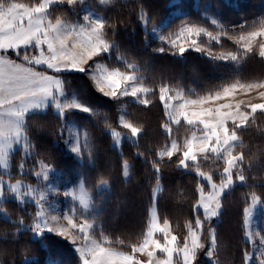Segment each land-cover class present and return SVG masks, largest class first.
I'll return each instance as SVG.
<instances>
[{"label": "trees", "instance_id": "1", "mask_svg": "<svg viewBox=\"0 0 264 264\" xmlns=\"http://www.w3.org/2000/svg\"><path fill=\"white\" fill-rule=\"evenodd\" d=\"M17 1L28 5L39 2ZM86 2L106 20V39L116 44L110 54H102L95 60L124 71H130L128 63L135 64L137 73L144 78L143 84L155 94L148 95L150 104L144 106L128 98L116 100L104 96L85 73L59 74L65 90L75 93L80 102L94 111L71 110L61 116L50 106L42 112L29 114L24 126L31 151L29 155L23 150L11 154L9 176L35 183L38 179L34 172L43 162L53 166L72 183L82 178L95 203L101 205L96 215L94 235L99 240L106 237L107 247L129 252L128 245L140 241L147 231L150 208L154 203L160 222L169 221L182 245L188 234L185 226L194 224L197 215L193 212L199 199L197 189L203 184L207 191L209 186L197 176L194 167H178L177 155L171 159L159 158V151L172 138L183 143L193 130L182 121L173 126L171 133L165 132L163 125L168 121L159 99V89L161 86H167L171 92L181 89L186 96L198 98L236 80L245 83L264 81V58L259 57L258 45L253 46L252 53L244 56L230 38L240 34L238 28L241 24L250 25L249 31L260 27V22L264 21V0H198L197 3L195 0H107L106 3L84 0L83 4L75 6L56 4L49 8V17L77 23L82 18ZM175 10L180 12L169 20L165 30L175 31L188 23L222 32L219 41H202L214 52L241 55L238 64L217 60L193 49H187L181 55L154 38L150 28ZM204 10L218 19L220 28L203 15ZM142 14L147 23L141 18ZM162 47L165 51L159 52ZM121 114L142 131L136 141L124 140L118 147L110 130H125L118 123ZM67 120L75 122L87 133V142L82 149L83 161L64 146ZM237 134L243 144L237 146L234 153H243L246 181H236L224 193L218 221H206L201 235V241L207 247L209 229L214 227L216 250L213 259L218 264L245 263L244 254L250 252L251 242L246 238L244 210L251 204L252 193L259 196L264 207V115L257 111L255 120L250 119L249 125ZM124 161L129 165L128 177L124 176ZM198 163L200 171L211 174L216 183L220 182L222 160L214 157L205 160L201 156ZM154 164L159 172L155 171ZM102 180L108 182V188L99 190ZM158 186L161 190L155 201L154 191ZM1 206L9 217L0 216V264H81L78 253L68 240L49 232L34 236L30 227L37 216L36 204H20L7 198ZM199 215L203 217L202 212ZM197 264H209L203 251L198 254Z\"/></svg>", "mask_w": 264, "mask_h": 264}, {"label": "snow or ice", "instance_id": "2", "mask_svg": "<svg viewBox=\"0 0 264 264\" xmlns=\"http://www.w3.org/2000/svg\"><path fill=\"white\" fill-rule=\"evenodd\" d=\"M106 2L107 0H101V3ZM59 3L75 6L83 4L84 0H39L31 6L17 3L15 0H0V165L4 168L8 167V153L14 143L23 142L26 151L31 147L24 126L26 114L30 111L43 110L50 101L55 103V108L61 116L66 109H77L85 113L94 111L77 102L75 98L71 102H60L59 97L64 95L63 82L59 78L61 73H91L99 92L116 100L120 97H131L134 102L148 106L150 104L148 95L155 94L152 89L143 85L144 78L136 74L138 69L135 64L127 65L131 71L121 72L118 69L107 71L102 64L96 62V57L110 54L116 47L115 42L106 39L108 25L105 19L84 15L82 19L85 23L69 24L59 18L53 23L48 19L49 8ZM141 18L144 19L143 14ZM144 22L148 21L144 19ZM212 24L216 25L217 20L213 19ZM249 27L251 26L246 24L239 26L240 34L235 39V44L242 54L247 56L253 52L254 44L258 43L259 57L264 58V21L260 22L259 28L249 31L247 30ZM202 32L206 30L185 25L180 29L179 35H199ZM207 35L216 41L221 38L220 34L214 36L208 32ZM160 39L163 41L164 37ZM169 43L172 47H177V41L172 40ZM190 47L197 52L203 51L195 40L191 42ZM29 49L35 50L33 54H28ZM22 50L24 53L22 62L17 63L9 58L10 52H15L19 58ZM186 50L183 46L178 47L181 55ZM158 51L164 52L165 49L162 47ZM209 55L211 56V53ZM212 58L238 64L241 55L228 53ZM49 71L53 74H48ZM256 90H260L258 96L264 100V81L245 83L236 80L197 99L186 100L177 93V97L182 102L176 109L170 104V100L174 99L168 95L171 89L167 86H161L159 89V99L164 107L167 121L179 125L182 118L187 125L196 127L200 132L199 136L194 132L182 146L172 139L170 147L161 150L159 156L171 159L180 152L178 167L185 169L194 167L197 176L206 181L210 188L207 193L203 184L197 189L199 199L193 207V212L197 215L194 224L188 223L185 226L188 234L183 238L182 246L178 242L177 235L172 234L169 221L164 219L162 223L159 222L155 208L152 210L143 238L137 243L128 245L129 252L105 247L108 242L106 237L102 241L91 237L92 223L87 219L77 223L70 215L64 216L65 224L50 227L49 221L44 218V213L38 212V220L31 225L30 230L37 236L45 231L69 236L73 245L79 242L80 246L76 247L75 251L82 264H197V257L201 251L204 252L209 264H218L213 259L216 250L214 229H209L210 242L207 247L201 242V231L206 221L219 216L224 193L231 189L236 181L242 183L246 181L243 153H234V149L243 144L237 133L249 125L250 119L255 120L257 111L264 115V103L253 104L251 100L247 103L242 100L231 101L237 92L247 94ZM118 123L130 133V139L133 141L141 134L142 129L125 119L123 115ZM163 128L165 132L171 133L170 123H165ZM110 134L114 142L119 144L122 134L115 129H112ZM70 151L79 153L80 149L73 146ZM201 156L205 160L214 157L223 161L219 184L213 182L211 174L200 171L198 158ZM41 168L47 178V165L42 164ZM123 168L124 176L128 177L127 161H124ZM154 169L159 172L155 164ZM36 176H41V172H37ZM107 183L102 180L100 186L106 187ZM7 187L17 200L32 194L31 189L21 192V188L26 186L20 182L8 184ZM3 195L4 182L0 180V197ZM43 199L41 195L36 203L39 204ZM79 200L84 209L89 208L85 194L82 193ZM257 202L258 197L252 193V205L255 206ZM201 210L203 220L199 215ZM251 210V208L244 210L246 217ZM0 214L6 215L4 209L0 208ZM58 219L56 216L51 217L54 222H58ZM157 234L162 235V240L157 238ZM119 243L124 244L123 241ZM158 252L165 258H156ZM140 256L146 259H141ZM244 258L248 264H253L249 253L246 252ZM259 264H264V256L260 258Z\"/></svg>", "mask_w": 264, "mask_h": 264}, {"label": "rangeland", "instance_id": "3", "mask_svg": "<svg viewBox=\"0 0 264 264\" xmlns=\"http://www.w3.org/2000/svg\"><path fill=\"white\" fill-rule=\"evenodd\" d=\"M174 1L177 2L178 0H174ZM195 1L197 3L198 0H195ZM15 2L23 3V2H20V1H17V0H15ZM23 4H25V3H23ZM26 5H28V4H26ZM29 6H31V5H29ZM179 12H180V10H175V11L171 12L166 19H164L163 21L153 25L150 28L152 36L154 38L158 39L159 41H161L162 43H164L170 49H173V51H175L177 53H179V51H178V47L179 46H183L186 49H193V48L190 47L191 42L193 40H195L196 44L199 45L203 49V51H201V52H203V53H205L207 55H209V53H211V56H219L220 54L231 53V52H214L212 49H210L208 46H206L203 43V41H202L204 39H207L208 41L212 40L207 35L208 32L212 33V35H214V36L217 35V34H220V37L222 36V32H212V31H210V30H208V29H206V28H204L202 26L191 25V24H188V23L183 24L179 29H177L175 31L165 30L167 25H168V23H169V20L171 18H173L174 16H176L177 14H179ZM84 15H90L93 18H97V17L102 18V15L99 13V11H97L88 2H86L83 5L82 17ZM203 15L206 18H208L211 22H212L213 19L217 20V24L215 26H218V27L220 26V24L218 22V19L212 13H210L209 11L204 10L203 11ZM48 19L51 20L50 17H48ZM61 20L66 21L69 24L85 23L82 18L77 23H72V22H70L68 20H65V19H61ZM51 21L53 23L55 22V20H51ZM185 25L191 26L193 28H203V29L206 30V32H202L199 35H187L186 34V36H180L179 35L180 29L183 26H185ZM153 29H155V31ZM238 36H232L231 38L235 41V39L238 38ZM160 37H164V40L162 41L160 39ZM172 40L177 41V47H172V45L169 43ZM254 45H258V43L254 44ZM34 51L35 50H33V49H29L28 50V54L31 55V54H33ZM23 54L24 53H23V50H22L21 54H20V57L18 58L15 52L8 53L9 58H11L12 60H15L17 63L22 62ZM96 62L99 63V64H102L104 66V69H106L107 71H113V70H117L118 69V68L109 67L102 60H98L97 59ZM128 64H133V63H128ZM93 68H94V65H93ZM118 70L121 71V72H124V70H121V69H118ZM48 74H53V73L51 71H49ZM136 74L139 75L138 73H136ZM87 75L91 79V81L93 82V84L96 87V89L98 90V88L96 86V82L92 78L91 73H89ZM59 78L62 80L60 75H59ZM63 89H64V95L59 97V100H60L61 103L71 102L75 98L77 100V102L83 104L84 106L89 107L88 105L80 102L78 100V98H77L75 93H68L65 90L64 86H63ZM258 91H260V90H256V91H253V92L247 93V94H245L244 92H237V94L235 95L234 99L231 102H235V100H242V101H245V103H247L249 100H251V102L253 104L264 103V100L259 98ZM177 93H180V96L183 97V99H186V100L187 99H197V98H191V97L186 96L184 94L183 90H181V89H177L174 92L170 91L168 93V95L170 97H174V99L170 100V104L173 105L176 109H178L179 103L182 102L181 99L179 97H177ZM120 98H128V99L134 101L133 98H131V97H120ZM50 106H52L53 110L56 113H58V110L55 108V103L50 101L49 104L47 105V107L44 108L43 110H32L28 114H26L25 122H26V118H27V116L29 114L35 113V112H42V111L46 110L47 108H49ZM71 110H76V111L83 112V111L77 110V109H66L65 113L67 111H71ZM122 110H125V108H122ZM122 115L123 114H121L120 117ZM120 117H119V119H120ZM182 121H183V119L181 118V122ZM167 123H170L171 130H172L173 126L177 125V124L169 122V121ZM191 127L193 128V130H192V133L189 135V137L187 139H190L194 132L196 133L197 136L200 135V132L197 130L196 127H194V126H191ZM64 128H65V135H64V146H65V148L69 152H72V151H70V149L73 146L79 147V149H80L79 153H74V152H72V153L75 154L79 158L80 161H83L82 149L86 145V142H87V133H86V131L84 129H82L79 125H77L75 122L71 121V120L65 121ZM116 131H118V130H116ZM110 132H111V130H110ZM119 132L122 134L121 135V141H120L119 144H116L114 142V144L116 146L120 147L121 143L124 140L133 141L132 139H130V133H128V131L126 129L124 131H119ZM172 139H174V138H172ZM136 140H137V138H136ZM171 140H170L169 144L166 147H164L163 149L170 147ZM176 141H177L178 145H180V146H182L184 144V142H185V141H183V143H181L178 140H176ZM30 149L26 151L24 149V147H23V142L14 143L12 148L9 150V153H8V167L4 168L2 165H0V180H3V182H4V195H3V197H0V201L3 202L7 198H13V199L17 200L14 197V195L9 191L7 185L8 184H15L17 182H20L22 185L26 186V187L21 188V192H27V191H29L31 189L32 190V194L29 195V196H25L22 200H17V201L20 204H24L25 202H32V203L36 204V206L38 207V212L42 211L44 213V218L49 221V226L50 227H58L59 224H65L66 223V221L64 220V216L65 215L73 216L77 223H80V222L84 221L85 219H87V221L89 223L93 224V228L90 230L91 237L93 239L98 240V241H102L103 239L99 240L94 235V232H95V229H96V226H97L96 215L100 211L101 205L95 203L92 193H90V191H88L86 189V186L84 184V180L82 178H80L77 182L72 183L61 172L56 170L53 166L48 165V164L43 163V162L39 163V168L34 172V176H36L37 172H41V176H39V177L36 176L38 181L35 182V183L29 182V181L21 179V178H18V179L10 178L9 175L11 173L10 172L11 154L16 152L17 150H23V152L26 155H29L30 151H31ZM176 155L179 156L180 152H178L177 154H175L173 156H176ZM159 158H161V157L159 156ZM163 158H168V157L165 156ZM42 164L43 165H47V169H48L47 170V178H45L44 173L42 171V168H41ZM22 169L24 170V168H22ZM207 174H209V173H207ZM204 182H206V181H204ZM213 182H215V181H213ZM217 184H219V183H217ZM99 188H100L99 190H101V189H104V188H108V186H106V187H101L100 186ZM160 190H161V187L158 186L155 189V191H154L155 201H156V199H157V197H158V195L160 193ZM209 190H210V188L207 191H205V192L207 193ZM82 193L85 194L86 198L88 199V202H89V208L88 209H84L83 206L80 203L79 197H80V195ZM41 195H43L44 199L38 204V203H36V201L40 200ZM257 197H258L257 204L255 206H253L252 205V201H251V204L247 207V208H251L252 210H251L250 214L246 217V228H247L246 238L251 242V250L248 253L252 257L253 264H259L260 258H262V256H264V213H263L264 207H263L262 201L259 198V196H257ZM0 208L3 209V207L1 206V202H0ZM153 208H155V211H156L157 216H158L157 206H156V203H154V205L150 208V217H151V213H152ZM221 208H222V205H221ZM4 211L6 212L5 209H4ZM201 212H202V210H201ZM0 216L9 217L7 212H6V215L0 214ZM52 216L58 217L59 218L58 222L52 221L51 220ZM218 219H219V216L212 218V220H214V221H218ZM37 220H38V217L36 216V219H35L34 223L37 222ZM159 222H160V220H159ZM210 229H214V227L211 226ZM170 230H171L172 234H174L173 231H172L171 226H170ZM202 231H203V229H202ZM202 231H201V235H202ZM46 232L47 231H45L44 233H46ZM214 232H215V229H214ZM49 233H53V234L58 235L55 232H49ZM34 236L40 237V236H37L35 234H34ZM58 236H60V235H58ZM60 237L68 240L72 244L71 237H69V236H60ZM157 238L162 240V235L157 234ZM209 242H210V237H209ZM208 245H209V243H208ZM79 246H80L79 242H77L76 245H73L74 248L79 247ZM105 247H107V246H105ZM113 249H115V248H113ZM115 250L116 251H122V250H118V249H115ZM123 252H126V251H123ZM139 258L146 259V257H144V256H140ZM156 258L162 259V258H165V257H164V255L162 253L158 252ZM175 259L176 258L174 257V260ZM81 264H82V262H81ZM244 264H248V262L245 260Z\"/></svg>", "mask_w": 264, "mask_h": 264}]
</instances>
